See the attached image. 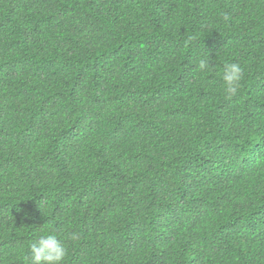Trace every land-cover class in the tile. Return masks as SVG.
Listing matches in <instances>:
<instances>
[{
  "label": "trees",
  "instance_id": "16d2710c",
  "mask_svg": "<svg viewBox=\"0 0 264 264\" xmlns=\"http://www.w3.org/2000/svg\"><path fill=\"white\" fill-rule=\"evenodd\" d=\"M48 232L64 264H264V0H0V264Z\"/></svg>",
  "mask_w": 264,
  "mask_h": 264
},
{
  "label": "clouds",
  "instance_id": "9594fccd",
  "mask_svg": "<svg viewBox=\"0 0 264 264\" xmlns=\"http://www.w3.org/2000/svg\"><path fill=\"white\" fill-rule=\"evenodd\" d=\"M211 61L200 59L198 69L209 70ZM244 69L239 63H225L222 70V79L226 85V92L234 94L242 80ZM68 250L62 239L54 232L40 235L30 245V254L24 259L27 264H64Z\"/></svg>",
  "mask_w": 264,
  "mask_h": 264
}]
</instances>
